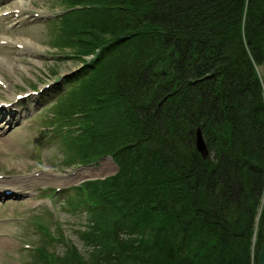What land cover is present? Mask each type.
<instances>
[{"label": "trees", "instance_id": "trees-1", "mask_svg": "<svg viewBox=\"0 0 264 264\" xmlns=\"http://www.w3.org/2000/svg\"><path fill=\"white\" fill-rule=\"evenodd\" d=\"M61 5L54 47L81 69L51 104L48 127L67 164L110 156L118 172L71 190L88 214L84 249L57 231L32 263L257 264L264 0Z\"/></svg>", "mask_w": 264, "mask_h": 264}, {"label": "rangeland", "instance_id": "rangeland-1", "mask_svg": "<svg viewBox=\"0 0 264 264\" xmlns=\"http://www.w3.org/2000/svg\"><path fill=\"white\" fill-rule=\"evenodd\" d=\"M17 3L31 8L22 21L13 14ZM61 4L62 0H0V58L11 64V68L0 67V76L7 82L0 85V102L8 105L18 96H28L15 106L20 113L13 124L0 121V176L22 178L33 171L47 174L51 181L57 177L64 183H42L34 191L19 195L21 199H0V234L9 240L0 246V264H33L32 246H44L46 235L58 236L57 231L83 250L79 235L89 219L85 209L72 204L74 191L71 190L118 172L117 165L109 158L89 166L67 164L65 153L50 134L54 133L48 127L51 119L47 118L51 104L81 69L77 59L60 54L62 51L54 47L53 37L57 36L54 25L59 24L60 28L56 20L64 12ZM2 38L13 43H2ZM17 41L32 42L34 47L24 50L16 45ZM41 225L50 231L45 234ZM55 249V253L61 254L60 247Z\"/></svg>", "mask_w": 264, "mask_h": 264}, {"label": "bare ground", "instance_id": "bare-ground-1", "mask_svg": "<svg viewBox=\"0 0 264 264\" xmlns=\"http://www.w3.org/2000/svg\"><path fill=\"white\" fill-rule=\"evenodd\" d=\"M31 8L25 7L23 4L17 3L16 6L13 8V14L16 16V19L18 21H22L25 17V15L30 14ZM2 41L8 42L9 44L13 43L10 39L2 38ZM16 45L22 46V49L28 50L30 47H34L32 42L29 41H17ZM9 60L5 58H0V67L4 68H11V64L8 63ZM4 82L6 84L7 82L3 79V77L0 76V82ZM10 111H7L5 109V106L3 103L0 102V121L4 120L6 124L10 125L13 124V120L17 118L20 111L16 109L15 104L8 107ZM16 122V121H15ZM4 123V122H3ZM0 130H2L0 128ZM206 143V142H205ZM32 170V169H31ZM30 170V171H31ZM29 172V171H28ZM25 174L22 178H15V179H7V178H1L0 177V192L3 194L0 197H6L7 195L4 194L6 191L11 192V196H9L12 199H21L19 198V195H26V191H34L36 186L42 183L47 182H53V183H59L63 185L64 183L61 182L57 177H55L52 181L48 178V175H39L33 171H31L29 174ZM7 177V175H6ZM2 179V180H1ZM43 185V184H42ZM8 239H5V237L0 234V246L2 243H8Z\"/></svg>", "mask_w": 264, "mask_h": 264}, {"label": "water", "instance_id": "water-1", "mask_svg": "<svg viewBox=\"0 0 264 264\" xmlns=\"http://www.w3.org/2000/svg\"><path fill=\"white\" fill-rule=\"evenodd\" d=\"M196 149L197 151L204 157L207 158L209 156L208 147L205 143L203 134L201 130L197 131L196 135ZM112 160L111 157H106ZM257 264H264V241L263 244L259 250L258 256H257Z\"/></svg>", "mask_w": 264, "mask_h": 264}]
</instances>
